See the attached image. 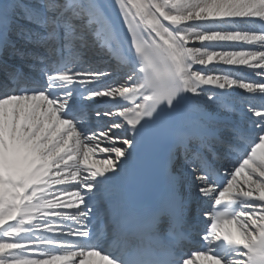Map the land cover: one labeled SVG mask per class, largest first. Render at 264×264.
I'll list each match as a JSON object with an SVG mask.
<instances>
[{"label": "snow or ice", "instance_id": "1", "mask_svg": "<svg viewBox=\"0 0 264 264\" xmlns=\"http://www.w3.org/2000/svg\"><path fill=\"white\" fill-rule=\"evenodd\" d=\"M0 264H264V0H0Z\"/></svg>", "mask_w": 264, "mask_h": 264}, {"label": "bare ground", "instance_id": "2", "mask_svg": "<svg viewBox=\"0 0 264 264\" xmlns=\"http://www.w3.org/2000/svg\"><path fill=\"white\" fill-rule=\"evenodd\" d=\"M212 49H210V51H211ZM217 51H220V50H222V49H216ZM241 50H245V51H247L246 49H241ZM249 50H253V48H249ZM214 62H218V61H214Z\"/></svg>", "mask_w": 264, "mask_h": 264}]
</instances>
